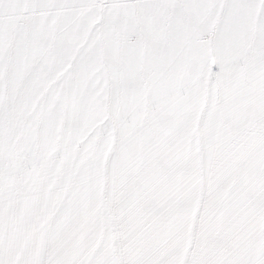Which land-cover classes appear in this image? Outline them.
<instances>
[{"label":"snow or ice","instance_id":"1","mask_svg":"<svg viewBox=\"0 0 264 264\" xmlns=\"http://www.w3.org/2000/svg\"><path fill=\"white\" fill-rule=\"evenodd\" d=\"M0 264H264V0H0Z\"/></svg>","mask_w":264,"mask_h":264}]
</instances>
